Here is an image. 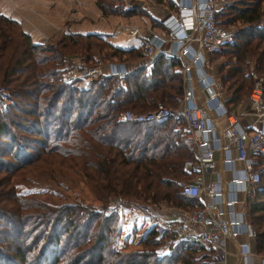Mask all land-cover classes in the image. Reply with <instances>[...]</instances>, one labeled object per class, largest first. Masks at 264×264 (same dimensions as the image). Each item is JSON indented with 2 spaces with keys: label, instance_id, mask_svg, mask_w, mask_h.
Segmentation results:
<instances>
[{
  "label": "trees",
  "instance_id": "16d2710c",
  "mask_svg": "<svg viewBox=\"0 0 264 264\" xmlns=\"http://www.w3.org/2000/svg\"><path fill=\"white\" fill-rule=\"evenodd\" d=\"M94 1L103 15L143 11L132 5L134 0ZM221 14L224 23L242 24L222 46L233 60L220 76L230 91L224 101L237 111L251 88L250 57L256 59L254 68L264 72V0L226 1ZM73 56L87 66L111 58L120 63L144 58L140 49L116 46L95 33H63L54 41L33 43L16 20L0 12V87L12 101L2 108L0 96V264H202L193 256L206 249L204 243L173 244L171 227L159 230L156 223L146 229L141 249L113 247L117 213L109 207L112 198L152 207L202 203L181 190L192 176L182 171V161L193 157L182 116L147 121L123 116L125 110L136 114L158 102L178 107L180 60L161 53L150 66L138 65L122 77L100 75L66 84L64 74L77 66ZM254 166L260 168V180L247 197L248 219L255 250L262 253L264 155L255 156ZM57 168L81 173L103 209L53 204L20 182L27 173L51 178ZM166 240L168 251L161 253L158 247ZM213 249L199 256L213 257Z\"/></svg>",
  "mask_w": 264,
  "mask_h": 264
},
{
  "label": "built area",
  "instance_id": "2783aa9c",
  "mask_svg": "<svg viewBox=\"0 0 264 264\" xmlns=\"http://www.w3.org/2000/svg\"><path fill=\"white\" fill-rule=\"evenodd\" d=\"M150 1L153 0H134V5L145 7ZM217 10L216 0H176L175 7L168 8L160 18L159 26L147 29L145 34L136 25L117 26L118 32L128 37H140L145 54L164 52L177 57L183 86L178 107L171 108L158 102L153 108L136 114L125 110L123 116L136 121L182 116L193 144V157L185 158L181 164L184 173L201 175L204 170L213 169L216 153L221 154L227 166L235 160L243 162V168L233 173L226 182L219 174L216 180L210 182H184L182 193L203 196L204 201L194 208H171L173 211L169 219L172 221L163 223L157 220L156 225L161 230L163 226L176 223L182 236L191 234L195 241L208 243L219 259L225 257L228 245L233 243L237 245L235 255L241 260L237 264H264V254L258 256L259 262L253 261L255 254L250 247L255 231L246 213L235 208L241 201L236 195L237 189L260 180L254 160L256 155H264V82L257 77L251 84L247 106L240 113L243 116L250 114L254 120L243 126L241 115L228 108L221 82L209 69V55L219 52L233 37L217 21ZM76 64L64 74V83L71 84L86 78L95 80L100 74H107L102 73L99 65ZM127 72L123 63L110 62L107 75L122 77ZM219 118L224 119L222 124H219ZM122 205L123 200L118 196L110 207L117 209ZM241 233L246 240H238Z\"/></svg>",
  "mask_w": 264,
  "mask_h": 264
},
{
  "label": "crops",
  "instance_id": "0c3cea01",
  "mask_svg": "<svg viewBox=\"0 0 264 264\" xmlns=\"http://www.w3.org/2000/svg\"><path fill=\"white\" fill-rule=\"evenodd\" d=\"M84 1L85 0H0V12L16 20L19 23L21 29L24 32H26L30 36L31 40L34 42H36L37 41L36 39H38L41 35L43 36L46 35V37H51V35H53L54 33L55 35L63 34V33H79V34L95 33L103 36L106 40H108L109 42H111L116 46L126 49L129 48L140 49V51L144 54V58H140L134 61L122 62L128 71L127 74L132 68L138 65L150 66L151 61L158 54L163 53L167 55L164 52L145 54L141 47L140 37H128L125 34L118 32L117 26L121 24L136 25L140 27L144 31L143 34H145L147 29H156L159 26L160 18L164 15V13H166L168 8L172 9L175 7L176 0H166L165 3L156 2L155 0H153L148 3L147 7H140L143 10L141 13H135L131 15H119V14L103 15L95 3H93V8H91L90 10L84 9L89 11V13L82 12L80 10V7ZM149 4L154 5V7H158L159 8V9L157 8L158 11L155 10L150 11ZM110 62H119V60L116 58H111L105 61H101L96 65H99L102 73L104 72V74L105 73L108 74L110 68ZM182 93H183V86H182ZM226 97L228 96H224L225 99ZM179 105H180V101H179ZM246 106H247L246 103L244 104L242 103L237 107L235 106V109L236 110L242 108L245 109ZM253 120L254 117L250 114H246L245 116L241 115L240 117V122L243 126H248V124L251 123ZM218 121L219 124H222L224 122V119L219 118ZM215 157H216L215 167L213 169H206L202 172L201 175H192L185 182H201L202 180L204 182H210L216 180L218 174L222 177L221 179L226 182L233 173L235 172L238 173V171L243 168V162L239 160H235V162L232 165L227 166L223 163V158L220 153H216ZM257 169L259 170L260 168ZM252 184L254 183H248L242 185L236 191V195L241 201L238 204H236L235 208L245 212L247 218H248L247 197L250 195ZM227 188L229 189L230 186H228ZM198 198L197 199L200 200V202H203L205 199V197L203 196H200ZM171 208H182V207L171 206V205L153 206V210L154 209L156 210V212L153 213L152 215L154 221L153 223H156L157 220L159 222L163 221V223H166L167 221L171 220L169 219V217H171L170 214L173 211ZM167 226L171 227V229L175 232V236H173V238L170 239L171 242H173V244L177 243L178 241H188L193 243L208 244L206 242L195 241L191 234L182 236L180 234L178 225L174 222L173 224ZM238 240L241 241L246 240L245 235L241 233L238 236ZM254 242H255V238H252L250 248L252 252L255 254V256L253 255V261L259 262L258 256H261L262 254H264V252L262 253L257 252L254 247L255 244ZM166 245H168V243ZM166 247L167 246L162 245L160 250L164 253ZM236 249H237V245L230 243L228 245L225 257L221 259L217 257L216 263L237 264V262H240L241 261L240 258L235 255Z\"/></svg>",
  "mask_w": 264,
  "mask_h": 264
},
{
  "label": "rangeland",
  "instance_id": "374dc122",
  "mask_svg": "<svg viewBox=\"0 0 264 264\" xmlns=\"http://www.w3.org/2000/svg\"><path fill=\"white\" fill-rule=\"evenodd\" d=\"M227 1L232 2L234 0H227ZM93 3H95L94 0H85L81 5L80 10L82 12L89 13V11L84 9L90 10L91 8H93ZM130 3L132 4V1ZM134 3L135 2L133 1L132 5H134ZM216 3L218 8L217 10L218 21L230 34L233 35L234 32L239 27L242 26L241 22L232 21V22L224 23L221 20L223 18L221 11L225 5V0H216ZM157 8L158 7H154V5L149 4L150 11L152 10L158 11L159 8L158 9ZM59 35L60 34L55 35V33L51 35V37H46V35L44 36L41 35L38 39H36L37 40L36 42L32 40L31 41L33 43L45 44L50 41H54L57 37H59ZM263 45L264 43H262L260 47H263ZM225 50H227V48L226 49L221 48L219 52L213 55H209V59H210L209 69L210 72L213 73V76L215 78L217 77L216 79H218L221 82L223 95L229 97L230 91L227 87L228 81H222L220 79L221 73H224V71L229 69L228 68L229 65H227V63L230 61V59L233 60V57ZM71 62L72 64L77 65L76 63L79 62L81 63V60L73 56ZM255 62L256 59L250 57L248 63L249 64L248 71L250 73V78H249L250 84H252L253 80L257 77L264 82V72L257 71L254 68ZM83 80H89V79L86 78ZM1 95H2V102H1L2 104L1 103L0 104L2 105L3 108L9 105L12 101L8 99L9 97L7 96V94H5L4 91H2L0 87V96ZM247 97H248V92H246L243 95L242 98L243 102L247 103ZM18 103H20L21 105L25 104L21 100ZM237 110H239L238 112H242L243 108ZM241 114L242 113H239V115ZM51 173H52L51 178H49L48 175L47 176L41 174L30 175L29 173H27L26 175H23L20 178V182L22 183L23 187H25L26 189L36 194L41 199L46 200L53 204H59V203L79 204L87 207L96 208L99 210L103 209L102 202H100L98 199L95 198V196L89 189L88 185L85 183L81 173H79L75 169H66V168H57V171ZM113 199L114 198L111 199V202L113 201ZM122 200H123V205L120 208L114 209L117 213L116 215L117 220H116L115 231L114 233H112L113 242H114L113 247L120 251H131V250L141 249L142 248L141 244H138L140 243L139 239L143 237L145 233L144 232L145 229H147L148 227L151 226V224H153L154 221L152 215L153 213L156 212V210L155 209L153 210V207L151 205L152 203H145L138 200L126 201L123 198ZM108 209L109 208H107L105 212H109L110 209L109 210ZM170 241H167L166 243H169ZM166 243H163L164 246H167L164 250L165 251L164 253H167L168 251V245H166ZM203 245H205L206 249L203 248L202 251L197 250V252L194 254L193 257H198L197 262L199 263L201 262L202 264H217L216 263L217 252L214 249L212 253H210V255H212L213 257L205 258L204 256L203 257L199 256L201 252L207 253L208 247H211L210 245L205 243ZM160 248L161 246L158 247L159 251L163 253L160 250ZM66 259L67 256L63 258V261H66ZM176 264H180V262H177Z\"/></svg>",
  "mask_w": 264,
  "mask_h": 264
}]
</instances>
